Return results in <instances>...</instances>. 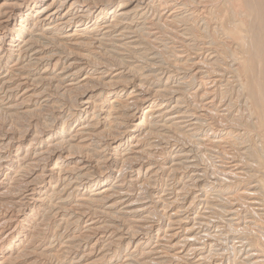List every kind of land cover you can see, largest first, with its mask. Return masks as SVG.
Segmentation results:
<instances>
[{"label":"bare ground","instance_id":"1","mask_svg":"<svg viewBox=\"0 0 264 264\" xmlns=\"http://www.w3.org/2000/svg\"><path fill=\"white\" fill-rule=\"evenodd\" d=\"M0 264H264V0H0Z\"/></svg>","mask_w":264,"mask_h":264}]
</instances>
